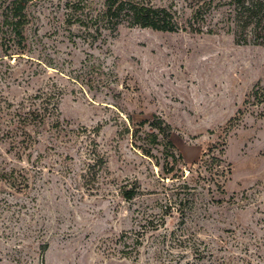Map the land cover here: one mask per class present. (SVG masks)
Wrapping results in <instances>:
<instances>
[{
  "label": "rangeland",
  "instance_id": "rangeland-1",
  "mask_svg": "<svg viewBox=\"0 0 264 264\" xmlns=\"http://www.w3.org/2000/svg\"><path fill=\"white\" fill-rule=\"evenodd\" d=\"M72 1L31 0L21 46L0 35V116L46 93L71 132L20 158L0 117V264H177L182 231L264 264V46L236 44L229 0H140L176 32L71 25Z\"/></svg>",
  "mask_w": 264,
  "mask_h": 264
},
{
  "label": "trees",
  "instance_id": "trees-1",
  "mask_svg": "<svg viewBox=\"0 0 264 264\" xmlns=\"http://www.w3.org/2000/svg\"><path fill=\"white\" fill-rule=\"evenodd\" d=\"M98 1V2H96ZM31 0H12L1 15L0 35L7 29L13 36L14 43L21 46L26 40L24 32L28 24L27 10ZM95 3H100L94 7ZM228 18L231 21L230 27L236 44L264 46V0H229L226 3ZM217 5V8H220ZM73 14L68 15L69 24L75 23L88 26L90 24L100 28H111L117 30L122 25L130 27L149 28L161 32H176L178 24L174 21V15L166 8H156L143 3L140 0H73L68 4ZM211 5L205 3L195 12V19L202 20ZM78 12L87 13L85 21L80 19ZM98 31V29H97ZM197 32H201L200 30ZM210 33H213L212 31ZM43 101L37 103L31 101L29 106L15 107L9 105V111L1 115L6 121V129L2 130V139H7L15 152L23 158L30 155L32 158L36 148L43 146L42 137L53 133L59 136L64 133L66 136L71 132L64 126L57 117L59 115L58 101L52 95L43 94ZM165 126V127H164ZM153 128L165 133L167 125L161 120L153 122ZM168 133V138H169ZM157 137H155L156 139ZM171 145V141H168ZM217 156L213 155L212 162H218ZM95 161L89 165L90 170H95L103 161ZM127 200L134 198V192L125 193ZM184 220V215H183ZM177 246L181 248L178 253L177 264H223V258L216 259L209 247L196 238L195 235H187L184 231L175 236ZM175 242V241H174ZM190 254L191 259L186 255Z\"/></svg>",
  "mask_w": 264,
  "mask_h": 264
}]
</instances>
